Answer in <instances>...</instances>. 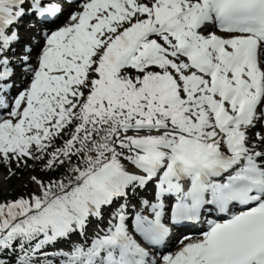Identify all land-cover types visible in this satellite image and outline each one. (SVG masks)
Segmentation results:
<instances>
[{
    "label": "snow or ice",
    "instance_id": "obj_1",
    "mask_svg": "<svg viewBox=\"0 0 264 264\" xmlns=\"http://www.w3.org/2000/svg\"><path fill=\"white\" fill-rule=\"evenodd\" d=\"M0 169V264H264V0H0Z\"/></svg>",
    "mask_w": 264,
    "mask_h": 264
},
{
    "label": "rangeland",
    "instance_id": "obj_2",
    "mask_svg": "<svg viewBox=\"0 0 264 264\" xmlns=\"http://www.w3.org/2000/svg\"><path fill=\"white\" fill-rule=\"evenodd\" d=\"M3 170L0 169V176L3 177L4 179V173H2ZM24 179H27V175H25ZM13 187H21V181L18 179L13 178L12 180H3L0 183V196H3L5 198H7V194L10 191V189H12Z\"/></svg>",
    "mask_w": 264,
    "mask_h": 264
},
{
    "label": "bare ground",
    "instance_id": "obj_3",
    "mask_svg": "<svg viewBox=\"0 0 264 264\" xmlns=\"http://www.w3.org/2000/svg\"><path fill=\"white\" fill-rule=\"evenodd\" d=\"M2 173H3V172H2ZM3 180H5V178L3 179V177L0 176V183H1V181H3Z\"/></svg>",
    "mask_w": 264,
    "mask_h": 264
}]
</instances>
